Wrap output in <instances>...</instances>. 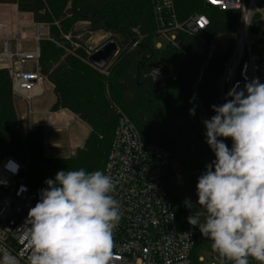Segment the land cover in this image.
Returning a JSON list of instances; mask_svg holds the SVG:
<instances>
[{"label": "trees", "instance_id": "16d2710c", "mask_svg": "<svg viewBox=\"0 0 264 264\" xmlns=\"http://www.w3.org/2000/svg\"><path fill=\"white\" fill-rule=\"evenodd\" d=\"M175 3L180 19L194 13L208 17L210 29L205 36L209 43L220 36L229 37L225 55H213L204 71L207 54H192L191 39L182 51L170 46L156 48L151 0H0V4L17 6L21 14L32 15L37 26L49 28L48 39L40 43V69L55 86L57 101L52 111L67 109L91 129L83 149L64 165L70 170L104 171L118 124L117 109L121 110L145 142L170 151L167 189L179 229L195 235L194 257H198L202 251H211V241L190 225L187 217L200 207L196 205L198 177L215 159L206 143L202 121L215 115L212 105L222 104L218 81L236 45L240 15L208 7L203 0ZM76 22L87 23L89 34H111L118 44L120 52L101 79L98 74L104 71L88 63L90 54L83 44L76 41L80 48L75 49L65 40L70 33L77 36ZM57 43L71 48L74 54H67ZM157 63L168 72L154 82L150 74ZM193 108L195 115H190ZM31 139L30 159L21 149ZM43 141L41 128L31 130L23 140L9 72L0 69V150L25 164L21 181L38 194L47 187L45 180L56 175L53 161L41 170L40 180L34 175L33 158L38 156ZM225 143L231 148L230 138ZM186 199L193 203V209L185 206ZM249 259L250 264H258Z\"/></svg>", "mask_w": 264, "mask_h": 264}, {"label": "built area", "instance_id": "2783aa9c", "mask_svg": "<svg viewBox=\"0 0 264 264\" xmlns=\"http://www.w3.org/2000/svg\"><path fill=\"white\" fill-rule=\"evenodd\" d=\"M203 1L209 7L236 11L241 16L237 42L220 80L223 104L226 98L230 99V90H243L245 83L254 78L264 83V0ZM151 3L157 38L177 51L184 50L191 39L192 54L213 57L217 48L205 36L210 29L206 15L194 13L180 19L175 0ZM22 26L16 24L5 38L0 59L7 60V65L0 69L9 72L14 98L30 107L36 90L48 79L40 69L43 35H35L33 50H24ZM6 27L0 24V32L4 33ZM156 48L163 46L157 43ZM150 77L158 82L164 74L153 70ZM117 113L118 124L103 171L116 183L113 195L121 213L113 234L112 264H205L203 258L194 257L195 235L178 226L167 189V173L172 165L170 151L145 142L132 121L121 110L117 109ZM23 169L21 161L0 150V250L15 255L19 264H28L26 220L40 194L21 181ZM209 253L216 261L212 264H219L218 254L212 249Z\"/></svg>", "mask_w": 264, "mask_h": 264}, {"label": "clouds", "instance_id": "9594fccd", "mask_svg": "<svg viewBox=\"0 0 264 264\" xmlns=\"http://www.w3.org/2000/svg\"><path fill=\"white\" fill-rule=\"evenodd\" d=\"M227 95L202 121L215 159L198 177L200 207L187 222L211 241L219 264H264V83L254 78ZM45 184L26 220L28 264H112L121 219L113 178L80 168L57 171ZM184 204L193 209L190 200ZM0 264L19 261L0 250Z\"/></svg>", "mask_w": 264, "mask_h": 264}, {"label": "rangeland", "instance_id": "374dc122", "mask_svg": "<svg viewBox=\"0 0 264 264\" xmlns=\"http://www.w3.org/2000/svg\"><path fill=\"white\" fill-rule=\"evenodd\" d=\"M1 5H6V4H1ZM25 15L26 14L19 13L18 9H16L15 7H10L8 11L4 12V15L2 18L3 21L2 22L0 21V24L6 25L8 27L7 30L9 34L10 32H13L15 30L16 24H23L22 28H20L21 30L20 32L24 39L21 45L24 50L29 51L35 48L34 37L37 33H40L43 35V40L48 39L47 35L44 33V30L49 31V28L40 26V27H43L44 30L42 28L39 29L34 23H32L31 19L28 17L26 18ZM10 19H12L11 22H9ZM240 25H241V16H240ZM87 28H88L87 23L76 22L74 24V33H76L77 36L70 33L67 36H65V40L69 42L71 44V47H74L75 49L80 48V44L79 43L77 44L76 41L80 42L81 44H83L84 49L89 54H92L94 51L98 50L108 41L112 40L111 34H108L105 32L89 34L87 32ZM237 35H235L234 37L235 41H236ZM228 38H229L228 36H220L213 41L216 43V48H217L214 55H218V56L225 55L226 50H227ZM157 43L162 44L163 48L167 46V43L161 38L157 39ZM56 46L60 48L61 50H63L64 52H66L67 54H74L73 53L74 51L71 48H66L61 43H57ZM3 47H4V42H3ZM210 60L211 59H209L207 56V63L204 66L203 71L207 67ZM105 74L107 75L108 73L104 71L103 73H100L98 75L100 76V79H101ZM220 80H221V77L219 78V81H218L219 86H220ZM46 86H47L48 91L50 90L54 92L55 86L49 79L46 82ZM35 101H34L35 103L33 102L34 115H33V121L31 122V127L33 125H36V121L34 120L41 117V119L44 122L43 126L45 127V130L47 132L44 135V141L42 143L41 150L38 152V156L33 158L34 159L33 161L34 175L38 180H40L42 177L41 170H43V168L46 165H48L47 164L48 161L54 162L52 164L54 167L53 168L54 174H56L57 171H60V170H70L69 168L66 167V165H64L63 162L75 157L78 151L80 149H83L84 145L83 147L80 146L79 148L74 147L72 145L71 143L72 131L71 130L67 131L66 129H64L63 132L60 133L56 131V128H54L53 126L51 127V129H49L50 125L48 123V115L41 114V111L45 109L48 112L49 106L46 104L44 105L39 104V101H40L39 99ZM14 102H15L16 111L18 114L19 122H20L22 138L23 140H25L27 139L29 132L31 130H35V128L30 127V116H31V113L29 111L30 108L17 98H14ZM41 130H43V134H44V129L41 128ZM31 143H32V139L30 141L26 140L23 148L21 149L24 152V154L30 159H31V156L29 154V149H30ZM24 167H26L25 164H24ZM198 257L203 258L205 260V264H210L209 263L210 261H211V264L216 263V261H214L211 258V254L209 252L202 251L199 253Z\"/></svg>", "mask_w": 264, "mask_h": 264}, {"label": "crops", "instance_id": "0c3cea01", "mask_svg": "<svg viewBox=\"0 0 264 264\" xmlns=\"http://www.w3.org/2000/svg\"><path fill=\"white\" fill-rule=\"evenodd\" d=\"M10 7H15L17 9V6H15V5H1L0 4V21L1 22L3 21L2 18H3L4 12L8 11V9H10ZM25 16H26V18L27 17L30 18L32 23H34L33 19H32V15L26 14ZM11 21H12V19L9 20V22H11ZM37 27L39 29L42 28L44 30L43 27H40V26H37ZM7 29H8V27H6V29L4 30V33L0 32V54H1L2 49H3V42H4L5 38L8 37V34H9ZM44 33L48 37L49 31L44 30ZM0 63L2 64L0 66V68H5L7 65V60L0 59ZM35 95L36 96L33 99L31 106L29 107L30 108L29 111L31 113L30 127H31V122L33 121V115H34L33 102L35 100L39 99L40 100L39 104H42V105L46 104L49 106L48 112L46 111V109L41 111V114H47L48 115V123L50 125L49 129H51V127L53 126L54 128H56V131H58L60 133L63 132L64 129H66L67 131L71 130L72 131V134H71L72 145L74 147H78V148L80 146L83 147V145L85 144V141L87 140V138L90 135L91 129L84 122H82L76 115H74L73 113H71L67 109H61V110L56 111V112L52 111V107L56 103L57 97L53 91L47 90L46 83H44L40 88H38L36 90ZM34 121H36V125H33L32 127L44 129V135H45L47 132L45 130V127L43 126L44 122L41 119V117L37 118Z\"/></svg>", "mask_w": 264, "mask_h": 264}, {"label": "water", "instance_id": "95a60500", "mask_svg": "<svg viewBox=\"0 0 264 264\" xmlns=\"http://www.w3.org/2000/svg\"><path fill=\"white\" fill-rule=\"evenodd\" d=\"M206 6L209 7V5ZM119 52L120 49L118 47V44L114 40H110L98 50L89 55L88 63L95 69L103 72L107 70L109 66L114 62ZM153 69L159 70L163 73L168 72V69L160 63L153 65Z\"/></svg>", "mask_w": 264, "mask_h": 264}]
</instances>
